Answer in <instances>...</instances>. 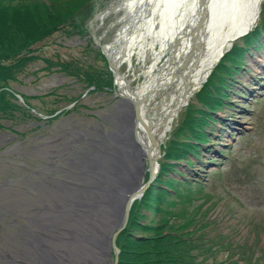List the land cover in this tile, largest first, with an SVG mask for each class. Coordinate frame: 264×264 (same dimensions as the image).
<instances>
[{"label": "rangeland", "instance_id": "obj_1", "mask_svg": "<svg viewBox=\"0 0 264 264\" xmlns=\"http://www.w3.org/2000/svg\"><path fill=\"white\" fill-rule=\"evenodd\" d=\"M115 1L0 0V61L18 64L7 82L0 80V97L12 105L9 110L0 103V264H62V257L65 264L113 262L110 237L122 218L126 181L134 186L148 177L147 155L134 135L136 125L138 135L144 129L127 90L137 93L169 68L185 18L181 7L161 34L162 47H151L154 28H142L131 52L124 48L122 54L123 30L131 28L130 42L138 31L128 22L132 5ZM109 4L116 10L98 17ZM256 16L225 51L234 46L236 55L241 52L235 64L228 62L236 66L225 68L224 55L205 80L190 84L191 94L156 143L157 175L196 188L181 193L185 204L144 229L130 225L136 203L130 204L125 226L174 236L179 242L167 249L183 255L179 264H264V0ZM226 76L214 111L205 107L214 104L212 95L198 105L207 79L217 84ZM160 90L150 110L164 101ZM189 144L184 159L175 160L177 148ZM118 161L117 171L112 165ZM128 165L132 177L124 173ZM117 173L121 178L114 181ZM142 214L149 216L146 209ZM125 226L114 237L117 249Z\"/></svg>", "mask_w": 264, "mask_h": 264}, {"label": "bare ground", "instance_id": "obj_2", "mask_svg": "<svg viewBox=\"0 0 264 264\" xmlns=\"http://www.w3.org/2000/svg\"><path fill=\"white\" fill-rule=\"evenodd\" d=\"M116 2L132 5L128 22H131L130 25L138 31L130 42L131 28L123 30L119 37L125 40V46L120 50L122 54L124 48L127 49L125 53L131 52L133 45L137 42L138 34L141 35L142 28L147 30L154 28L156 34L152 38L151 47L154 48L158 44L162 47L164 39L161 34L164 36L168 31L169 25L179 9L181 7L185 9V18L180 30L179 49L173 55L169 68L163 74L153 76L152 79L144 82L142 87H138L137 93L132 94L127 90L131 99L128 101L133 104L134 108L137 106L140 124L144 129L143 134L138 135L136 122L134 123L136 125L134 127L135 143L141 146L143 155L153 159L157 148L153 142L150 143V137L155 140V143H158L168 126L170 127L169 124L176 111L191 94L190 84H193L194 87L199 85L206 77L208 70L215 64L219 54L229 46L234 37L253 26V19L261 0H117L114 3ZM160 4L162 6L159 11L152 9L159 7ZM114 10L116 9L110 8V12ZM105 12L107 13L105 14ZM107 14L109 11L106 8L97 15L99 17ZM137 15L139 19L135 20ZM119 20L120 17H117L114 24ZM102 47L110 63L108 55L104 51V45ZM154 53L157 59L159 55L156 51ZM113 74L116 76V70L113 71ZM160 89L163 90L165 99L160 105L150 110V101L155 92ZM143 91L145 92L141 93ZM121 161H124V158ZM120 163L118 161L112 167L118 171ZM131 165L124 169V173L129 171V175H131L133 171L131 168L134 164ZM154 167L153 164L152 169ZM118 173L114 176V181H119L121 178ZM112 202L108 205H113L114 201ZM62 230L64 232V229Z\"/></svg>", "mask_w": 264, "mask_h": 264}, {"label": "trees", "instance_id": "obj_3", "mask_svg": "<svg viewBox=\"0 0 264 264\" xmlns=\"http://www.w3.org/2000/svg\"><path fill=\"white\" fill-rule=\"evenodd\" d=\"M261 17H263V14L261 15ZM262 27H264V23H262ZM249 37L250 39H254L255 33L250 32ZM231 45H233V43ZM234 50H236V47L234 46L230 47V49H228V52L227 53L224 52L223 56L221 57L223 59L226 57L225 59L226 61H224L225 68L229 67V70L231 68L233 69L234 66L236 65L231 66V64H228V62L232 61L234 62L233 64H235L238 58L237 55L241 53L240 52L236 55L234 53ZM232 57H234L235 59ZM15 66L17 68L18 64L14 63V65H9V64L1 63L0 61V76L3 77L0 80L7 82L8 81L7 79L13 75L14 73L13 68ZM227 71L228 70H225L224 73H226ZM227 78L228 76L224 77L220 83L218 82L219 84L217 83L218 85L216 83H213L214 77L208 78L207 80H210L209 85L207 84V81H206V84H204L203 88L200 90L201 95H199L198 100H197L198 105L200 103L202 105V102H204V104L207 105V102H209L211 98L209 99V101H206V98L207 96L212 95L211 97H212V101L214 102V104H210V106H205V107L212 109L211 111H214L213 108H215L216 105H219L218 101L214 99V95H218L219 86H220V91L223 87L224 88L226 87V84L228 82ZM90 83L91 81H89L87 84H90ZM205 96L206 98L205 100H203ZM0 103H3L2 105H4L5 106L4 108L6 109L10 110V108H12V105L7 103L1 97H0ZM195 108H198V107L195 106ZM194 109H192V111H194ZM15 110L18 111L19 109H15ZM202 113L203 115H207L206 111H205V114H204V111H202ZM194 115H196V112H194ZM201 120L202 118L200 119L198 118L195 121V125L196 126L199 125ZM186 122L190 123V121H187V119H185L184 124ZM193 128L194 127H192L191 130L189 131L190 133L192 132ZM192 133L196 135L195 140L199 141L201 138V135L197 133V131H194ZM193 142L194 141L192 140L189 141V143H192L194 146H197L196 145L197 143L194 144ZM190 147H191L190 144L187 147L186 146L178 147L177 151L175 152L176 153L174 157L175 160L178 158L184 159V155L186 152H188V149H190ZM163 167L168 168L169 164H167L166 166L164 165ZM161 171H165V170H161ZM160 177L161 176L158 174L156 178L153 180V182L149 185V187L141 195V197L135 199L132 202V204L136 203V209H135V212L133 213L135 217L133 218V215H132L131 218L133 219L130 220V225L137 226L138 228H143V229L147 228L148 225L146 224V222H148L149 220L151 223L156 222V220L160 218V216L164 212H168V210H171L173 213V211L177 209L176 205L178 203L185 204L184 201L181 200V198H179V196H181V193L189 194L191 187H194V189L196 188L195 187L196 185L187 184L185 181H182V180H175L174 177H164L162 178L164 180H162ZM161 185H164L163 188L161 187ZM169 189H170V192H169ZM185 190L186 192L184 193ZM171 193H173L172 196L170 195ZM185 200L187 201V199ZM143 209H146L149 212L148 217L142 214ZM138 210H139L140 215L137 212ZM140 219H142V221ZM125 227H126L125 235H124L120 248H118L119 252L117 255L116 264H179L181 262L180 258H182L183 256L181 253H180L181 255H179L178 251L172 252L170 251V249H167V245H169V242H172V241L179 242L177 239H174V236L160 235L159 232L161 231V228L151 236L145 233H142V234H138L137 232L135 233L132 230V226L127 225ZM204 236H207V233L206 235H203V237ZM207 238L209 237L207 236ZM125 253H127V258L124 257Z\"/></svg>", "mask_w": 264, "mask_h": 264}, {"label": "water", "instance_id": "obj_4", "mask_svg": "<svg viewBox=\"0 0 264 264\" xmlns=\"http://www.w3.org/2000/svg\"><path fill=\"white\" fill-rule=\"evenodd\" d=\"M107 9H108V11H109V13H110L109 5H107ZM257 12H258V11H257ZM256 15H257V13H256ZM255 17H256V16H255ZM254 19H255V18H254ZM254 19H253V22H254ZM249 30H250V28H248L247 30L241 32V33L238 34L237 36H235L234 39H233V42L239 37V35H242L243 33L247 32V31H249ZM231 44H232V41L230 42L229 46H231ZM227 48H228V47H227ZM227 48H225V49L223 50V52L219 54L218 58L216 59V62L219 61V59L222 57L223 53L227 50ZM101 49H102V51H103V47H102V45H101ZM103 53H104V52H103ZM104 55H105V53H104ZM216 62H215V63H216ZM108 65L110 66V69H111L112 74H113V71H115V68H114L113 65L110 64L109 62H108ZM213 66H214V65H213ZM213 66H212V67H213ZM212 67L208 70V72H207V74H206V77H207L208 74L210 73ZM113 75H114V74H113ZM204 80H205V79H204ZM137 109H138L137 106H135V108H134V117H135L136 120H139V115H138V110H137ZM151 142H153V143L155 144L156 148H157V145H156V143L154 142V140L152 139V137H150V143H151ZM156 154H158L157 149H156V153H155V155H156ZM155 155H154V158H153L154 160H153V159H150L149 157L146 158V159L148 160V169H147L148 177H147V180H146L145 182L141 183V184L136 183L134 186H131L130 183H127V184H128V188H126V190H125L126 195H125L124 202L122 203V207H121L122 218H121L120 222L118 223V225L116 226L114 233H113L112 236L110 237L111 248H112L113 251H114V257H113V262H112V264H116V262H117V255H118V252H119V250H118V249L116 248V246L114 245V237H115L116 233H117L118 231H120V230L125 226V223H126V221H127L128 214H129L130 204H131L135 199L141 197V195H142V194L144 193V191L149 187V185L153 182V180L155 179V177H156V175H157V169H159V167H158L159 164L155 161ZM153 164L155 165L154 169H152V165H153ZM71 213H72V211H71ZM68 216H69V215H68ZM32 240H33V242H36V241L38 240L37 236H35V237L33 236V237L31 238L30 241H32ZM39 254H40L41 258H42V261H44V260H43V254H44V252H43L40 248H39ZM57 257H58V256H57ZM57 257H56V258L53 257V260H57ZM61 262H62V264H65V263H64V257H62Z\"/></svg>", "mask_w": 264, "mask_h": 264}, {"label": "flooded vegetation", "instance_id": "obj_5", "mask_svg": "<svg viewBox=\"0 0 264 264\" xmlns=\"http://www.w3.org/2000/svg\"><path fill=\"white\" fill-rule=\"evenodd\" d=\"M118 95H121V98H122V99H124V98H125L124 100H127V99H126V97H125V96H122V94H121V93H118ZM127 101H128V100H127ZM128 102H129V101H128ZM127 107H129V106H127ZM116 113H117V112H116ZM24 240H25V239H24ZM24 240H23V241H24Z\"/></svg>", "mask_w": 264, "mask_h": 264}]
</instances>
